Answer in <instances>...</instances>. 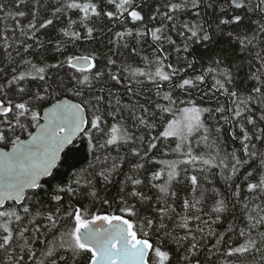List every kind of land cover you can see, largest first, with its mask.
<instances>
[{
  "label": "snow or ice",
  "instance_id": "obj_1",
  "mask_svg": "<svg viewBox=\"0 0 264 264\" xmlns=\"http://www.w3.org/2000/svg\"><path fill=\"white\" fill-rule=\"evenodd\" d=\"M0 264H264V0H0Z\"/></svg>",
  "mask_w": 264,
  "mask_h": 264
}]
</instances>
